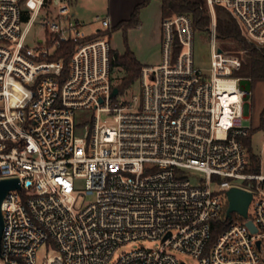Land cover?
I'll return each instance as SVG.
<instances>
[{
	"label": "built area",
	"instance_id": "obj_1",
	"mask_svg": "<svg viewBox=\"0 0 264 264\" xmlns=\"http://www.w3.org/2000/svg\"><path fill=\"white\" fill-rule=\"evenodd\" d=\"M70 2L0 0V179L21 185L2 202L0 264H38L44 245L54 253L39 264H186L182 254L264 264L262 155L253 172L244 144L251 88L234 75L243 52L218 44L215 10L226 8L262 47L264 0H206L207 70L195 63L192 17L163 18L162 59L142 68L132 96L113 95L110 18L97 16L101 28L86 34ZM67 43L68 66L53 59ZM233 187L252 193L246 216L227 215ZM136 240L158 245L115 258Z\"/></svg>",
	"mask_w": 264,
	"mask_h": 264
},
{
	"label": "rangeland",
	"instance_id": "obj_2",
	"mask_svg": "<svg viewBox=\"0 0 264 264\" xmlns=\"http://www.w3.org/2000/svg\"><path fill=\"white\" fill-rule=\"evenodd\" d=\"M106 5L107 0H71L69 12L74 15V18L85 22L87 24L86 28H84L85 33L91 34L94 33L96 29L101 28V23L94 22V20L96 19V16L105 17L107 13ZM57 14L58 8L55 6H51L46 11L48 19H54ZM139 17L140 22L143 25L142 29H139L136 26L128 27L126 30L123 27L116 29H113L112 27L107 31L106 34L110 39L111 48L120 55L125 53L127 48H130L132 51H137L143 60H154L160 57L162 59V43L159 48H157V22L159 20L161 21V0H150L146 6L141 8ZM37 31H39L38 26H35L32 29L29 38L31 39ZM211 54L212 46L210 35L208 33L204 34L196 32L194 37L196 65L207 70L210 67ZM124 74L125 71L123 69H115L116 82L118 81V78L123 77ZM139 93L140 82L137 80L127 91L126 95H139ZM249 102L251 106L252 124L254 126V134L251 138L252 148L256 154L262 155L261 172L264 174V151L262 148L264 143V81L255 82L251 86V97ZM91 115L92 113L86 112L84 115L80 116V119H88ZM105 118L106 117L103 115L102 119ZM77 134L81 135L82 132L77 131ZM79 184L82 186L83 181H80ZM157 245L158 243L156 241L151 240H136L128 242L117 249L115 258L119 257L124 252H129L141 247L154 248ZM53 253V250L48 249L46 245L42 246L37 252V255L39 256L38 264L41 263L47 255H52ZM179 257L186 264H198V259L191 255L182 254L179 255Z\"/></svg>",
	"mask_w": 264,
	"mask_h": 264
},
{
	"label": "trees",
	"instance_id": "obj_3",
	"mask_svg": "<svg viewBox=\"0 0 264 264\" xmlns=\"http://www.w3.org/2000/svg\"><path fill=\"white\" fill-rule=\"evenodd\" d=\"M149 1L150 0H144L141 4L137 5L130 19L119 23L114 26L113 29L123 27L126 30L128 27H138L141 24L139 17L140 10L146 6ZM215 10L217 16L216 38L218 44L224 50L243 52L242 65L234 72V75L248 78L250 88L255 82L264 81V46H256L244 37L237 21L226 8L221 5H216ZM161 11L162 18L174 14H188L193 19L196 32L208 33L211 16L206 6V0H161ZM73 47L74 45L72 43L64 44L53 59L63 58L66 66H68ZM113 54L115 57L113 66L118 70L123 69L125 71L124 76L121 78L119 77L117 81L120 92H123L131 88L137 81L144 65L138 60L135 53L130 48H127L122 55L115 51H113ZM253 134L254 129L251 130L249 136L244 139V144L252 162L251 170L253 172H258L260 170V159L252 148L251 138ZM216 233L217 232L214 231V235H216Z\"/></svg>",
	"mask_w": 264,
	"mask_h": 264
},
{
	"label": "water",
	"instance_id": "obj_4",
	"mask_svg": "<svg viewBox=\"0 0 264 264\" xmlns=\"http://www.w3.org/2000/svg\"><path fill=\"white\" fill-rule=\"evenodd\" d=\"M219 51H222L221 48ZM243 83V82H242ZM247 88H250V84H247ZM119 92V88L115 87L113 89V95ZM21 185L18 178L0 179V242L1 235L4 225L3 213H2V202L5 199L6 194L11 189H20ZM229 198V208L227 210V215L229 216L231 212L237 211L244 216L247 215V210L249 204L252 200V193L241 188L233 187L228 191ZM248 225L253 231H256L255 226L252 222H248Z\"/></svg>",
	"mask_w": 264,
	"mask_h": 264
},
{
	"label": "crops",
	"instance_id": "obj_5",
	"mask_svg": "<svg viewBox=\"0 0 264 264\" xmlns=\"http://www.w3.org/2000/svg\"><path fill=\"white\" fill-rule=\"evenodd\" d=\"M77 1V0H76ZM144 0H107V13L105 16L109 17L113 27L118 25L119 23L130 19L135 7L139 4H141ZM97 17V16H96ZM162 11H161V21L159 20L157 22L158 27V36H157V48H159L160 44L162 43L163 38V32L161 28L162 23ZM142 23L137 27L139 29H142ZM138 58V60L144 65V66H154L160 63L161 57L157 59L152 60H143L141 59V55L137 53V51H133Z\"/></svg>",
	"mask_w": 264,
	"mask_h": 264
}]
</instances>
